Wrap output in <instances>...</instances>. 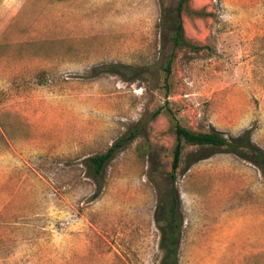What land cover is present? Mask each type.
<instances>
[{
  "label": "rangeland",
  "instance_id": "374dc122",
  "mask_svg": "<svg viewBox=\"0 0 264 264\" xmlns=\"http://www.w3.org/2000/svg\"><path fill=\"white\" fill-rule=\"evenodd\" d=\"M175 4L0 0V264H158L170 113L264 150V0H193L212 16L185 32L205 47L171 59ZM207 152L185 145L176 170L178 264H264V175Z\"/></svg>",
  "mask_w": 264,
  "mask_h": 264
},
{
  "label": "trees",
  "instance_id": "16d2710c",
  "mask_svg": "<svg viewBox=\"0 0 264 264\" xmlns=\"http://www.w3.org/2000/svg\"><path fill=\"white\" fill-rule=\"evenodd\" d=\"M211 16L212 12L204 5L196 7L193 5V0H176L174 15L170 23L172 27L169 34L173 48L171 59L175 57L177 50L185 49L187 51L201 52L205 47L200 42L187 36L184 19L194 25L196 20L204 22ZM166 70L167 72L170 71V62H168ZM161 109H157L155 115L160 113ZM170 115L169 126L166 131L173 135L175 144L172 149V159L170 162V196L162 201L155 214V221L160 233L158 247L161 254L158 264H178L179 262L178 251L183 217L180 211L179 196L174 186V180L185 145L210 149V152L196 157L195 160L205 158L215 152V150L223 149L225 152L232 153L256 165L262 175H264V150L252 141L250 129H246L240 135L228 138L223 132L214 128L205 131L190 129L183 126L173 114L170 113ZM127 139V137H121L104 152L87 158L86 162L92 176L97 177L102 173L105 165L113 158Z\"/></svg>",
  "mask_w": 264,
  "mask_h": 264
},
{
  "label": "crops",
  "instance_id": "0c3cea01",
  "mask_svg": "<svg viewBox=\"0 0 264 264\" xmlns=\"http://www.w3.org/2000/svg\"><path fill=\"white\" fill-rule=\"evenodd\" d=\"M250 249H257V248H250Z\"/></svg>",
  "mask_w": 264,
  "mask_h": 264
}]
</instances>
